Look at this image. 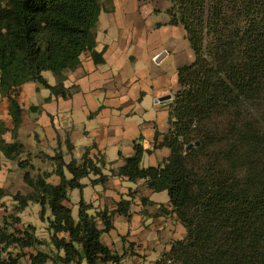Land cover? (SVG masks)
<instances>
[{
  "label": "trees",
  "instance_id": "trees-1",
  "mask_svg": "<svg viewBox=\"0 0 264 264\" xmlns=\"http://www.w3.org/2000/svg\"><path fill=\"white\" fill-rule=\"evenodd\" d=\"M167 2V25L186 31L195 54L194 62L178 71L181 90L165 138L172 154L163 165L144 169L145 150L136 144L135 155L117 175L145 180L155 193L168 192L186 228V238L154 264H264V0ZM103 11L100 0H0V95L10 102L14 138L23 123L24 85L35 83L69 99L76 89L66 87L67 74L81 66L82 56L91 53L96 65L105 63L97 52ZM45 73H52L56 85ZM8 131L0 117V152L10 161L22 160L26 148L8 144ZM52 160L59 185L48 183L51 174L33 177L34 167L23 161L33 192L13 196L16 214L32 203L41 206L43 221L51 212V238L38 239L31 225L18 229L20 218L11 216L12 228L0 229V264H20L28 249L36 251L30 264L120 263L102 237L114 229L115 214L129 217L132 202L91 215L93 206L82 201L77 221L66 205L69 193L83 190L82 181L91 175L99 177L93 185L108 182L102 172L106 162L87 154L81 162L67 164L61 154ZM13 248L15 255L9 252Z\"/></svg>",
  "mask_w": 264,
  "mask_h": 264
},
{
  "label": "crops",
  "instance_id": "crops-1",
  "mask_svg": "<svg viewBox=\"0 0 264 264\" xmlns=\"http://www.w3.org/2000/svg\"><path fill=\"white\" fill-rule=\"evenodd\" d=\"M100 2L104 11L97 29V52L103 53L105 63L96 65L91 53L82 56L81 66L67 74L66 87L76 89L72 98L52 96L35 83L24 85L19 96L23 123L14 138L10 102L0 95V117L9 130L4 140L26 148L22 160L15 162L0 152V229L15 216L21 220L18 229L31 225L38 239L49 241L50 211L45 221L38 204L15 213L13 196L33 192L24 179L29 170L22 169L19 162L28 161L34 167L30 171L33 177L51 174L48 183L59 185L61 179L55 174L57 166L52 159L61 154L68 164L81 162L87 154L95 162H106L102 172L109 180L93 185L99 177L91 175L82 181L83 190L69 193L66 205L74 219L78 220L82 201L93 206L91 215L105 210L112 213L120 202L131 201L129 217L115 214L114 229L104 234L102 241L121 258L120 264H154L170 252L175 242L186 238V228L173 212L168 192L155 193L145 180L131 182L117 174L135 155L136 144L145 150L141 163L144 169L159 167L170 158L172 151L165 145V138L171 131V110L181 90L178 71L190 65L192 48L183 28L167 25V15L165 26L170 29H153L154 22L152 29H131L134 25L139 28V20L144 18L143 1ZM158 57L162 59L158 61ZM173 60H177L175 66ZM44 77L56 85L52 73ZM169 96L170 100H164ZM65 173L72 178L67 170ZM96 224L100 230L104 228L100 217ZM24 253L20 264H30V255L36 251L28 249Z\"/></svg>",
  "mask_w": 264,
  "mask_h": 264
},
{
  "label": "rangeland",
  "instance_id": "rangeland-1",
  "mask_svg": "<svg viewBox=\"0 0 264 264\" xmlns=\"http://www.w3.org/2000/svg\"><path fill=\"white\" fill-rule=\"evenodd\" d=\"M140 1L144 2L141 5V12L143 13L144 18H142V21L139 20V23H138L139 28H135V25H134L132 26L131 29H152V22H154L153 29H170L165 26L166 21H167V18H166V15H167L166 10L168 8L167 0H140ZM150 9H153L154 11L149 12ZM172 29H176V28H172ZM194 60H195V54L193 50L190 49V64H192ZM176 62L177 60H173L172 65L175 66ZM10 208H11V205H10ZM76 216H77V211H76ZM12 223L13 221L9 220L10 226L5 223H3L2 225H4V227H8L9 229H11ZM42 250L47 251V252L50 251L48 247H42ZM11 251L14 255L17 253L15 252L14 248ZM8 256H9V253L4 252L2 257L6 259Z\"/></svg>",
  "mask_w": 264,
  "mask_h": 264
},
{
  "label": "water",
  "instance_id": "water-1",
  "mask_svg": "<svg viewBox=\"0 0 264 264\" xmlns=\"http://www.w3.org/2000/svg\"><path fill=\"white\" fill-rule=\"evenodd\" d=\"M162 59V57H159V59H158V61H160ZM171 99V97L169 96V97H166L164 100H170ZM199 143H197L196 145H198ZM194 147V145H190L189 147H188V149H191V148H193Z\"/></svg>",
  "mask_w": 264,
  "mask_h": 264
},
{
  "label": "built area",
  "instance_id": "built-area-1",
  "mask_svg": "<svg viewBox=\"0 0 264 264\" xmlns=\"http://www.w3.org/2000/svg\"><path fill=\"white\" fill-rule=\"evenodd\" d=\"M159 59V57L157 58V60ZM110 264H120V263H114V262H112V263H110ZM141 264H153L152 262H143V263H141Z\"/></svg>",
  "mask_w": 264,
  "mask_h": 264
}]
</instances>
